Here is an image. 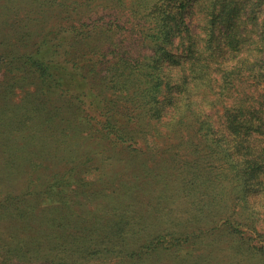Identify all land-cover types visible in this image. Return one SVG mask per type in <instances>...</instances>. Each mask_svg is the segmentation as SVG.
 I'll use <instances>...</instances> for the list:
<instances>
[{
	"label": "trees",
	"instance_id": "obj_1",
	"mask_svg": "<svg viewBox=\"0 0 264 264\" xmlns=\"http://www.w3.org/2000/svg\"><path fill=\"white\" fill-rule=\"evenodd\" d=\"M23 12L27 21L34 12L40 34L24 23ZM195 15L198 23L190 21ZM52 17L59 24L41 30ZM54 97L73 111L54 108ZM70 112L66 125L78 117L81 132L96 133L89 140L81 134L82 143L100 141L96 161L81 144V174L92 176L83 186L98 196L121 181L115 203L142 190L127 187L122 176L144 174L157 137L173 134L183 152L199 151L202 161L225 168V175L213 172L212 182L223 189L228 182L242 203L224 219L226 230L239 232L237 240L264 264V0H0V162L23 177L20 189L0 200L7 225L0 231V264H70L81 245L118 246L130 236L131 246L119 251L130 259L159 248L156 237L148 239V222L114 218L129 204H104V216L99 207L66 222L38 210L56 186L76 184L74 175L53 173L69 164L64 158L39 157L43 130ZM162 128L171 133L161 134ZM29 129L38 134L24 156L19 138ZM120 156L131 170L121 164L130 171L104 173L117 168L107 161ZM179 177L180 186L186 184ZM232 215L246 229H235ZM184 225L163 224L157 236L174 238L179 232L170 229Z\"/></svg>",
	"mask_w": 264,
	"mask_h": 264
},
{
	"label": "rangeland",
	"instance_id": "obj_2",
	"mask_svg": "<svg viewBox=\"0 0 264 264\" xmlns=\"http://www.w3.org/2000/svg\"><path fill=\"white\" fill-rule=\"evenodd\" d=\"M33 13L30 14L29 21L23 17L25 12L20 17L24 23H28L33 33L40 34L39 31L36 32L34 29L35 24L31 18ZM192 19L196 21V15L194 18L191 17L190 21ZM59 22V19L52 17L41 30L55 27ZM196 22L198 23V21ZM196 22L192 25L194 33L200 31L196 26ZM36 30L39 29L36 28ZM53 105L59 111H61V107H68L72 110L65 99L54 97ZM57 118L55 126L54 123L42 132L46 136L39 157L52 156L54 160L64 158L69 164L62 163L57 167H53V173L67 172L62 173L67 175V178L74 175L76 184H73L70 188H67L68 186H63V188L56 186L53 196L49 200H41L38 210L44 209L50 215L47 218L54 219L57 222H66L74 220L77 215H81V220H83L87 218L85 213L90 216V213H93L99 207L101 208L100 215L104 216L105 210L102 208L104 204L111 206L110 203H112V205L117 204L120 207L129 204L131 205L129 208H120L119 212L113 213L118 215L114 218L124 216V218L131 221L148 222L146 232L149 236L148 239L152 240L153 237H156L157 239H153V241L159 247L144 252L139 258L130 259L120 254L119 251L122 248L124 252L127 247L131 246V236L124 237L127 244L118 243V246L106 242L105 245L91 246L90 250H85L86 248L81 245L80 255L72 256L70 264H261L259 257L247 252L244 243L237 240V233L239 232L231 235L226 230L224 219L231 216L230 212L238 213L242 203L236 198V190H233L228 182L223 181L224 184L222 185L226 186L224 189L220 187L219 182H212L213 172L215 174L222 172L225 175L227 173L225 168L220 169L218 166L213 165L211 161H202V158L199 157L201 153L199 151L196 153L183 152L177 146L179 139H176L173 134L157 137L155 142L158 143L159 148L156 151L157 153L149 155L150 158L147 161L145 160L144 174L137 176L139 172H136L137 177H134V173L127 176L123 174L122 176L128 178L127 182L125 181L127 187H131V189L142 187V190L131 191L126 200L127 203H115V198L121 194L119 191L116 192V189L121 191L123 188L120 184L121 181L112 184L115 188L114 191L107 189L98 196L94 194L90 186H83V179H91L92 176L91 172L87 176L81 174V144L82 148L87 151L86 153L94 156L96 161L99 157L95 155L99 153L100 141L96 139L95 142L89 143L86 141L88 144H84L81 142V134L82 137L89 140L90 136L95 137L94 130L87 128L81 132V118L78 117L73 120L72 124L66 125L65 122L69 120L68 118H73L71 112L65 117L61 115L60 119ZM160 133L168 134L171 131L162 128ZM37 134L38 130L29 129L26 132V138H19V145L22 146L20 153L22 155H29L30 151L35 148L32 139ZM123 157L120 156L114 161L106 160L108 163L116 164L117 168L106 170L104 173L113 175L114 171H130L131 165L126 163L127 159H122ZM120 159L124 162H117ZM3 163L5 161L0 162V179L3 181L0 188V200L8 192L16 193L17 188L20 189L23 182L22 175H18L10 167H4ZM202 163L205 166L200 167ZM121 164L128 165L130 170L122 169ZM20 171H25V169L20 168ZM198 171L201 174L200 178L197 177ZM179 175H184L183 181L186 184H183V186L179 184L181 181ZM137 178H140V180ZM61 190L62 192H60ZM29 198L27 196L26 200ZM13 205L15 207L14 203ZM215 207L220 208V210L216 213H209ZM15 219H19V217ZM141 219L143 220L141 221ZM1 220L2 217H0V225H2L0 231H4V226L7 225ZM178 221L185 223V225L170 229V231L179 232L174 235V238L157 236L164 233L163 224L171 225V222L177 223ZM231 222L235 229H246L247 227V225L242 226L241 223L244 221L238 215H234ZM233 239H235V242H233ZM239 246L242 250L238 249Z\"/></svg>",
	"mask_w": 264,
	"mask_h": 264
}]
</instances>
